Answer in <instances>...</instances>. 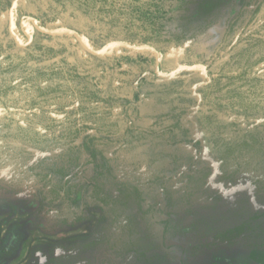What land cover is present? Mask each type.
<instances>
[{
    "label": "trees",
    "instance_id": "obj_1",
    "mask_svg": "<svg viewBox=\"0 0 264 264\" xmlns=\"http://www.w3.org/2000/svg\"><path fill=\"white\" fill-rule=\"evenodd\" d=\"M57 1L76 6L85 15L106 19L112 28L122 24L126 31L141 30L143 35L122 43L147 48L131 50L118 45L107 48L113 54L115 66H119L121 59L128 60L122 53L155 58L149 42L160 34L174 48L189 49L214 23L205 19L192 30L179 25L195 17L188 15L190 8L199 6L202 0ZM172 3L178 6L170 9ZM54 22L55 19H49V24ZM239 22L242 27L239 40L246 42L245 47L231 58L233 67L216 75L207 73L204 83L191 91L196 107L186 118L185 126L180 125L183 113L175 116L174 124L159 130L134 126L130 115L138 117L142 83L136 84L133 100L123 107L128 141L89 136L83 145L76 144L85 127L78 128L70 119L56 121L45 110L55 106L62 111L75 101L87 104L100 101L98 93L108 71L99 62L103 55L89 53L73 34L69 35L74 38L72 46L79 49L75 60L90 79L81 83L84 78L75 67L63 69L57 63L38 66L40 57L33 54L31 46H18L13 40L0 45V195L18 196L38 186L42 200L48 204L62 200L71 206L80 199L87 207L101 212L88 239L39 242L29 251L30 258L25 264H167L170 257L159 251L153 234V220L163 212L166 219L160 224L164 231L177 211L184 220L196 217L216 244H231L263 228L264 141L260 132L250 126L253 121L264 120V0H242L234 15L228 17L222 41L204 62L205 69L197 68L205 71L227 53L223 46ZM98 39L103 44L114 42L110 34L98 35ZM159 42L157 39L153 44ZM89 49L100 50L95 46ZM154 50L161 58L163 52ZM158 79L163 78L149 73V80ZM121 88L115 86V90ZM205 104L209 106L207 113L202 112ZM220 112L243 118L246 127L234 133L233 123L218 119ZM199 133L201 138L193 141L192 137ZM163 142L193 143L203 153L170 187V179L150 176L139 168L132 169L129 178L124 179L105 158L106 153L115 154L127 144L126 151L146 144L154 150ZM113 145L117 146L111 150ZM35 153L41 156L35 158ZM83 153H87L94 175L80 186L72 175L81 166ZM200 164L202 167L198 168ZM161 203L165 204L164 211ZM79 221L80 217L70 223L62 218L59 226H72ZM18 226L9 230L10 240L0 244V264H8L18 244L26 248L30 243H24ZM172 228L176 234L180 232L176 225Z\"/></svg>",
    "mask_w": 264,
    "mask_h": 264
},
{
    "label": "rangeland",
    "instance_id": "obj_2",
    "mask_svg": "<svg viewBox=\"0 0 264 264\" xmlns=\"http://www.w3.org/2000/svg\"><path fill=\"white\" fill-rule=\"evenodd\" d=\"M14 2L16 5L11 22L10 10ZM241 2L242 0H202L199 6H192L188 15L193 14L195 17L179 25L183 24L192 30L198 22L205 19L214 23L204 30L201 39L189 49H185L184 46L174 48L173 44L165 41L167 39L165 35L152 37L150 46L163 52L161 58L159 56V73L156 71L155 58L151 55L122 53L129 57L128 60L121 59L119 66H115L113 54L107 51L99 60L100 64L108 68L106 78L102 80V90L98 93L101 100L92 104L75 101L62 111L57 110L55 106L47 107L45 110L49 117L60 122L74 120L78 128L85 127L75 141L79 145H83L84 140L89 136L106 137L110 140L125 138L128 141L129 137H126L128 123L123 118V107L133 100L134 89L140 82L142 84L138 96L139 99L141 98L138 117L133 118L130 115L132 110H128L134 126L159 130L174 124L177 120L175 116L179 113H183L180 115V125L185 126L186 118H189V114L196 107L191 91L204 83L207 73L216 75L219 71L233 67L231 58L245 47L246 42L239 40L242 31L241 22L236 25L223 46V49L228 50L227 53L210 68L205 71L196 68L193 71L182 70L169 74L183 67H204V62L211 57L222 41L228 17L234 15ZM177 6L178 4L172 3L168 7L174 9ZM28 18L37 19L40 25L48 30L60 28L73 31L80 35L87 46L98 48L105 46L98 39V35L110 34L111 41L120 43L143 35L138 29L126 31L122 24L112 28L106 24V19L85 15L76 6L66 2L0 0V45H5L10 40L15 41L18 46L30 45L34 48L33 54L40 57L38 66L45 67L57 63L63 69L75 67L79 75L84 78L81 83H88L90 79L88 72L75 60L79 49L71 44L74 38L70 37L69 33H65V30L58 31L54 35L38 32ZM49 18L55 19L53 25L49 24ZM176 25L177 23L173 24L174 27ZM131 33L135 34L131 35ZM26 34H33L30 42ZM157 39L161 42L153 44ZM38 47L42 50L35 49ZM149 73H155L163 79L149 80ZM115 86L122 88L115 90ZM208 109L209 106L205 104L202 112L207 113ZM217 117L221 121L233 123L234 133H239L247 125L243 118L228 112L217 113ZM250 127L257 129L264 141V120L253 121ZM176 133L180 134V131L176 130ZM197 135L201 138L200 133ZM192 139L195 141L196 137L193 136ZM116 146H110V149L113 150ZM127 147L128 144L115 154H105V158L121 177L127 179L132 169L139 168L148 172L150 176L170 179L169 187L180 173L187 170L195 158L203 154L201 150L193 147V143L170 145L168 142H163L154 150H150L149 144L129 151L125 150ZM39 156L41 154L35 153V158ZM87 157V153H83L81 166L72 175V179L80 186L85 179L94 175L93 166L87 162ZM197 167L201 168L202 164ZM164 205L161 203L160 206L163 211ZM100 216L99 209L87 207V204L80 199L71 206L62 200L48 204L42 200L38 186H33L28 192L18 196L0 195V244L9 241L11 237L9 230L19 225L18 233L22 240L24 243L28 241L30 243L26 248L18 244L8 264H25L30 258L29 251L39 242L65 238L81 241L88 239ZM76 217H80L81 221L72 226H59L62 218H67L70 223ZM165 219L164 212L154 218L153 234L159 251L170 257V262L167 264H264V226L250 237L238 239L231 244H216L208 237L205 228L196 217H187L184 220L176 211L173 216L174 221L164 231L160 221ZM261 219H264V215ZM174 225L180 229L177 234L172 228ZM35 256H39V253Z\"/></svg>",
    "mask_w": 264,
    "mask_h": 264
},
{
    "label": "water",
    "instance_id": "obj_3",
    "mask_svg": "<svg viewBox=\"0 0 264 264\" xmlns=\"http://www.w3.org/2000/svg\"><path fill=\"white\" fill-rule=\"evenodd\" d=\"M16 5V2H14L12 4V7H11V10H10V17H11V22H12V18H13V15H12V12H13V9ZM29 21L34 25V26H37V21L34 19V18H28ZM41 33H44V34H48V35H54L55 33H57L58 31H62V30H65V29H59V30H42V29H38ZM71 34H73L75 36V38L77 39V41L80 43V45L83 47V49H85L86 51H88L89 53L93 54V55H103L104 53H106V50L109 46H113V45H118V46H121V47H124V48H127V49H131V50H142V49H145L147 48L146 46H141V47H137V46H130V45H125L123 43H120V42H113V43H109L107 44L105 47H103L102 49L98 50V51H92L90 50L84 43V40L79 36L77 35L75 32L73 31H69ZM11 33L14 37V39H16V36L15 34L13 33V31L11 30ZM31 39V36L28 35V40L30 41ZM153 52H154V56H155V62H156V71L157 73H159V54L157 53V51H155L154 49H152ZM197 67L196 66H188V67H183V68H179L177 69L176 71L170 73L169 75H172L176 72H179V71H182V70H194L196 69ZM201 68L204 70L205 67L201 66ZM196 139H200L199 136L197 135L196 136Z\"/></svg>",
    "mask_w": 264,
    "mask_h": 264
},
{
    "label": "flooded vegetation",
    "instance_id": "obj_4",
    "mask_svg": "<svg viewBox=\"0 0 264 264\" xmlns=\"http://www.w3.org/2000/svg\"><path fill=\"white\" fill-rule=\"evenodd\" d=\"M19 1V0H18ZM50 19V18H49ZM36 21H37V19H35ZM32 24V23H31ZM32 26H33V28L36 30V31H38V32H40L38 29H42V30H48V29H45L44 27H42L41 25H40V23H39V21H37V26H34L33 24H32ZM60 28H58V29H55V30H59ZM67 31V32H66ZM70 30H68V29H65V33H69V35H71V33L69 32ZM26 36H27V39H28V35L26 34ZM30 36H31V39L33 38V34H30ZM80 36V35H79ZM31 39H30V41H31ZM29 41V42H30ZM85 43V42H84ZM109 43H113V42H109ZM109 43H106V44H104L105 46L107 45V44H109ZM79 45H80V43H79ZM85 45H86V43H85ZM27 46H30V45H27ZM81 46V45H80ZM87 46V45H86ZM104 46V47H105ZM82 47V46H81ZM88 48H89V46H87ZM83 48V47H82ZM103 47H100V49H102ZM107 51V50H106ZM80 66V65H79Z\"/></svg>",
    "mask_w": 264,
    "mask_h": 264
}]
</instances>
